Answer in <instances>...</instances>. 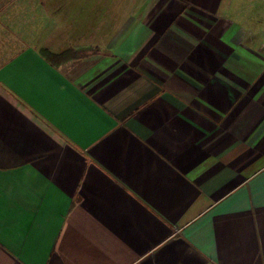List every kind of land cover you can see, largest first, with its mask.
<instances>
[{
    "label": "crops",
    "instance_id": "0c3cea01",
    "mask_svg": "<svg viewBox=\"0 0 264 264\" xmlns=\"http://www.w3.org/2000/svg\"><path fill=\"white\" fill-rule=\"evenodd\" d=\"M60 6L0 0V264H264V0Z\"/></svg>",
    "mask_w": 264,
    "mask_h": 264
},
{
    "label": "rangeland",
    "instance_id": "374dc122",
    "mask_svg": "<svg viewBox=\"0 0 264 264\" xmlns=\"http://www.w3.org/2000/svg\"><path fill=\"white\" fill-rule=\"evenodd\" d=\"M50 6L54 14H58L64 0H43ZM67 3L77 2L81 5L78 13L80 22L76 25L74 20L66 26L73 36H86L98 33L106 35L112 30L119 29L122 20L127 17H137L142 8L150 0H66ZM74 10H67V17L72 18ZM58 16V15H57ZM77 20V19H76Z\"/></svg>",
    "mask_w": 264,
    "mask_h": 264
},
{
    "label": "trees",
    "instance_id": "16d2710c",
    "mask_svg": "<svg viewBox=\"0 0 264 264\" xmlns=\"http://www.w3.org/2000/svg\"><path fill=\"white\" fill-rule=\"evenodd\" d=\"M69 52V50H67L66 52H63V54H61L62 56H64L65 58H68L67 57V53ZM50 55H52V54H50Z\"/></svg>",
    "mask_w": 264,
    "mask_h": 264
}]
</instances>
